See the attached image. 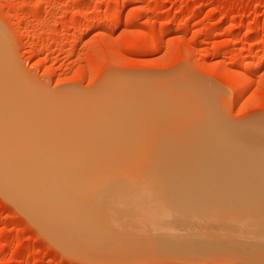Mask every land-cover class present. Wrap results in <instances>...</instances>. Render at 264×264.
Masks as SVG:
<instances>
[{
  "label": "bare ground",
  "instance_id": "6f19581e",
  "mask_svg": "<svg viewBox=\"0 0 264 264\" xmlns=\"http://www.w3.org/2000/svg\"><path fill=\"white\" fill-rule=\"evenodd\" d=\"M3 47L0 37V192L63 252L124 260L141 234L174 253L228 229L264 247L263 131L224 122L204 88L184 78L105 90L74 115L30 91ZM229 168L242 170L239 187L228 186Z\"/></svg>",
  "mask_w": 264,
  "mask_h": 264
},
{
  "label": "rangeland",
  "instance_id": "374dc122",
  "mask_svg": "<svg viewBox=\"0 0 264 264\" xmlns=\"http://www.w3.org/2000/svg\"><path fill=\"white\" fill-rule=\"evenodd\" d=\"M263 18L264 0H0V37L29 90L74 115L107 90L148 78H184L204 88L224 122L264 132ZM99 20L104 24L97 26ZM240 77L247 84L242 99L234 92ZM171 144L175 148L172 142L164 148ZM226 170L235 175L228 186L239 187L242 170ZM38 227L0 192V264H264V247L251 249L237 231L231 236L235 229L226 239L222 230L211 236L210 230L206 240L181 242L174 253L141 234L139 243L136 236L126 243L128 252L140 254H122L120 261L65 253ZM151 242L162 252L152 251Z\"/></svg>",
  "mask_w": 264,
  "mask_h": 264
}]
</instances>
